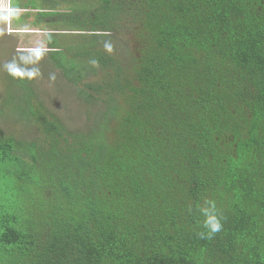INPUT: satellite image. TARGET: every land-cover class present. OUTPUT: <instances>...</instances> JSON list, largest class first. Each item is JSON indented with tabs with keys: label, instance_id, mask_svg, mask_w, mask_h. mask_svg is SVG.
Here are the masks:
<instances>
[{
	"label": "trees",
	"instance_id": "obj_1",
	"mask_svg": "<svg viewBox=\"0 0 264 264\" xmlns=\"http://www.w3.org/2000/svg\"><path fill=\"white\" fill-rule=\"evenodd\" d=\"M86 28L52 54L88 129L3 96L41 136L0 124V264H264V0H99Z\"/></svg>",
	"mask_w": 264,
	"mask_h": 264
},
{
	"label": "rangeland",
	"instance_id": "obj_2",
	"mask_svg": "<svg viewBox=\"0 0 264 264\" xmlns=\"http://www.w3.org/2000/svg\"><path fill=\"white\" fill-rule=\"evenodd\" d=\"M24 27L23 22L16 23L14 21L12 11L6 7L5 2L2 3L0 8V124L5 134L12 135L17 139H24L23 141L26 142L35 136H41L40 126L37 123L28 125L15 123L12 118L5 119L1 114L3 96L5 95L4 109L7 113L14 115L17 112L27 116L26 100L24 98L23 102L16 100V96L20 95L17 93L22 90L21 77L27 78V84L34 89L36 97L33 98V101L36 104H44L49 114L55 115L66 128L72 131L88 129L89 111L98 108L100 104L92 106L91 103L85 102L79 93L80 87L71 82L64 75L63 70L57 66L56 60L60 58V55L57 54L55 59L52 54L57 53V50L52 52L53 46L47 45L45 41H38L46 33L42 34L40 30L34 29L30 22L29 31ZM41 28L44 29L45 26L41 25ZM88 35L67 34L65 38L62 36L59 40L56 36V43L64 48L71 46L79 48L86 41L85 37ZM120 39L118 36L116 40H111L113 43H104V47L110 50L116 49L118 58L127 64L131 56L136 54L138 42L133 40V35L123 37L124 42ZM27 45L29 47H26ZM64 55L66 56V54ZM89 80L87 79L85 82L87 83ZM27 94L29 95V92L25 93V95Z\"/></svg>",
	"mask_w": 264,
	"mask_h": 264
},
{
	"label": "crops",
	"instance_id": "obj_3",
	"mask_svg": "<svg viewBox=\"0 0 264 264\" xmlns=\"http://www.w3.org/2000/svg\"><path fill=\"white\" fill-rule=\"evenodd\" d=\"M4 2L12 11V18L16 23L23 22L24 28L29 31L30 22L34 29L40 30L42 34L46 33L38 41H45L50 45L48 41L54 39L55 44L52 45L54 47L52 49L55 50L76 47L59 46L56 43L57 37L59 40L62 36L65 38L67 34L91 33L87 30L89 28L83 30L84 25L92 18L99 6V0H0V8ZM41 25H44V29L48 31L42 29Z\"/></svg>",
	"mask_w": 264,
	"mask_h": 264
},
{
	"label": "clouds",
	"instance_id": "obj_4",
	"mask_svg": "<svg viewBox=\"0 0 264 264\" xmlns=\"http://www.w3.org/2000/svg\"><path fill=\"white\" fill-rule=\"evenodd\" d=\"M205 226L209 228L211 232H216L219 231L221 225L215 216L209 215L205 222Z\"/></svg>",
	"mask_w": 264,
	"mask_h": 264
}]
</instances>
